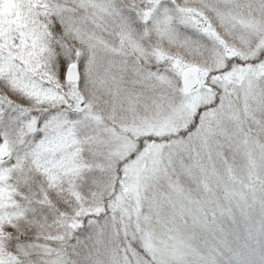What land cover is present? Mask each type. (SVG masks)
<instances>
[{
    "label": "snow or ice",
    "instance_id": "1",
    "mask_svg": "<svg viewBox=\"0 0 264 264\" xmlns=\"http://www.w3.org/2000/svg\"><path fill=\"white\" fill-rule=\"evenodd\" d=\"M0 264H264V0H0Z\"/></svg>",
    "mask_w": 264,
    "mask_h": 264
}]
</instances>
